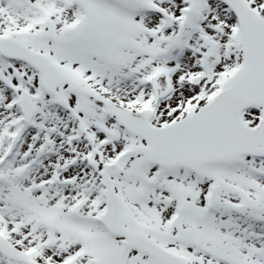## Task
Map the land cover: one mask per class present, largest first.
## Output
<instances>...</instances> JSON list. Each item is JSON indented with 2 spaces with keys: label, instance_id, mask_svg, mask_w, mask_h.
I'll return each mask as SVG.
<instances>
[{
  "label": "snow or ice",
  "instance_id": "1",
  "mask_svg": "<svg viewBox=\"0 0 264 264\" xmlns=\"http://www.w3.org/2000/svg\"><path fill=\"white\" fill-rule=\"evenodd\" d=\"M0 264H264V0H0Z\"/></svg>",
  "mask_w": 264,
  "mask_h": 264
}]
</instances>
